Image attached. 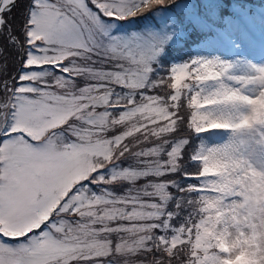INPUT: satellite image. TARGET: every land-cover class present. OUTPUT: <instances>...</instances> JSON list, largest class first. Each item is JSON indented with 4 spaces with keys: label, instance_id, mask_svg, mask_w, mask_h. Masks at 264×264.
I'll return each instance as SVG.
<instances>
[{
    "label": "snow or ice",
    "instance_id": "6c2138e0",
    "mask_svg": "<svg viewBox=\"0 0 264 264\" xmlns=\"http://www.w3.org/2000/svg\"><path fill=\"white\" fill-rule=\"evenodd\" d=\"M173 2L0 0V264H264V67L157 74L154 42L109 31Z\"/></svg>",
    "mask_w": 264,
    "mask_h": 264
},
{
    "label": "rangeland",
    "instance_id": "374dc122",
    "mask_svg": "<svg viewBox=\"0 0 264 264\" xmlns=\"http://www.w3.org/2000/svg\"><path fill=\"white\" fill-rule=\"evenodd\" d=\"M199 1L200 5H204L211 0ZM88 2L91 7L90 0ZM165 5L156 6L144 12L142 17L151 19L143 21L138 27H131L136 21L134 17L109 25V31L113 36L125 39L136 36L154 42L158 49L154 62L157 74L160 72L169 73L173 67L190 64L193 60L230 65L228 75L236 77L251 76L255 68L264 67V0L255 5L248 3H243L241 6L233 5L239 17L236 16L235 20L224 21L221 27H214V35H208L204 41L199 40L192 43L190 45L193 47L192 52L187 57L174 59L166 66L160 67L159 65H163L160 60L163 48L181 41L191 30V23L200 17L198 13H195L189 0H174L171 7ZM178 14H181L179 20L177 19ZM199 20L201 21V19ZM187 83H192V81H187ZM225 83L232 87H240L234 81L225 79ZM203 87L207 90H214L218 87V83L209 82ZM242 91L248 94L255 92V88L249 87ZM184 102L186 104V100ZM189 112L190 110H188ZM196 135L198 137L197 148L201 146L205 148L221 147L234 139L233 134L224 129H210L209 132L196 133ZM242 135L245 139L251 140L253 134L245 132ZM249 155L253 165L258 170H264V154L255 150ZM127 163L124 162V166H127ZM143 183V180L138 181V184ZM116 187L118 191L121 190L120 186ZM8 242L16 243L11 240Z\"/></svg>",
    "mask_w": 264,
    "mask_h": 264
},
{
    "label": "trees",
    "instance_id": "16d2710c",
    "mask_svg": "<svg viewBox=\"0 0 264 264\" xmlns=\"http://www.w3.org/2000/svg\"><path fill=\"white\" fill-rule=\"evenodd\" d=\"M190 4L193 6L195 13L199 14V19L197 18L195 22L191 23V30L189 33L178 42H174L169 46L163 48L160 60L163 65L166 66L174 59H182L191 54L193 47L190 46L192 43L203 40L209 35L213 34L214 27L223 26L224 21L235 20L239 15L235 12L233 5L241 6L243 3H248L250 5L259 4L262 0H211L204 5L199 4V0H189ZM166 7H171V3H167ZM17 22L20 19L18 10L14 13ZM136 20L131 27H138L143 21H150L151 18H143L142 14L134 16ZM177 19H181V14H178ZM214 35V34H213ZM160 74H163L160 72ZM183 113L187 114V108L181 110ZM181 135L189 139L190 149H196L198 143V137L195 132L184 128L182 126Z\"/></svg>",
    "mask_w": 264,
    "mask_h": 264
},
{
    "label": "clouds",
    "instance_id": "9594fccd",
    "mask_svg": "<svg viewBox=\"0 0 264 264\" xmlns=\"http://www.w3.org/2000/svg\"><path fill=\"white\" fill-rule=\"evenodd\" d=\"M264 203V198H261L259 201L256 202V207L258 208L260 204Z\"/></svg>",
    "mask_w": 264,
    "mask_h": 264
}]
</instances>
